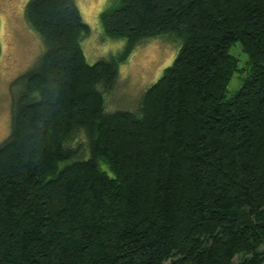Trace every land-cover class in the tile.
<instances>
[{
  "label": "trees",
  "instance_id": "1",
  "mask_svg": "<svg viewBox=\"0 0 264 264\" xmlns=\"http://www.w3.org/2000/svg\"><path fill=\"white\" fill-rule=\"evenodd\" d=\"M24 13L46 47L10 85L0 264H264V0H112L99 20L124 44L92 64L75 0ZM164 34L173 62L107 112L119 66Z\"/></svg>",
  "mask_w": 264,
  "mask_h": 264
},
{
  "label": "rangeland",
  "instance_id": "2",
  "mask_svg": "<svg viewBox=\"0 0 264 264\" xmlns=\"http://www.w3.org/2000/svg\"><path fill=\"white\" fill-rule=\"evenodd\" d=\"M28 0H0V142L10 132L11 98L19 91V85L11 82L29 69L44 52L46 44L31 27L24 13ZM82 20L89 26V34L82 39L81 47L86 61L90 64L109 54L118 52L124 39L105 36L99 14L112 0H75ZM181 39L172 34L143 39L128 59L119 66L115 87L103 92L105 110H129L137 108L141 94L154 83L169 66L179 51ZM232 46L231 53L244 66L247 56ZM236 75V74H235ZM232 77L228 85L230 96L240 85ZM136 106V108H135Z\"/></svg>",
  "mask_w": 264,
  "mask_h": 264
}]
</instances>
